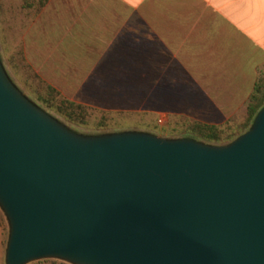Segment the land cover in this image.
Returning <instances> with one entry per match:
<instances>
[{
  "label": "water",
  "instance_id": "95a60500",
  "mask_svg": "<svg viewBox=\"0 0 264 264\" xmlns=\"http://www.w3.org/2000/svg\"><path fill=\"white\" fill-rule=\"evenodd\" d=\"M6 264H264V107L224 145L76 134L0 62Z\"/></svg>",
  "mask_w": 264,
  "mask_h": 264
},
{
  "label": "crops",
  "instance_id": "0c3cea01",
  "mask_svg": "<svg viewBox=\"0 0 264 264\" xmlns=\"http://www.w3.org/2000/svg\"><path fill=\"white\" fill-rule=\"evenodd\" d=\"M34 25L39 71L81 88L89 67L134 78L143 61V91L163 109L240 107L264 66V0H48ZM2 242L0 225L6 264Z\"/></svg>",
  "mask_w": 264,
  "mask_h": 264
},
{
  "label": "rangeland",
  "instance_id": "374dc122",
  "mask_svg": "<svg viewBox=\"0 0 264 264\" xmlns=\"http://www.w3.org/2000/svg\"><path fill=\"white\" fill-rule=\"evenodd\" d=\"M47 1L42 4V0H0V62L12 85L28 101L70 131L83 136L139 132L166 139L189 138L205 144L224 145L231 141L215 143L193 138L190 130L192 123L213 122L223 131V139L237 135L240 127L248 124V99L240 107L234 108H225L222 102L219 105H224L223 107L213 108H159L160 103L149 99L148 94L143 91V61L135 62L134 78L99 77L100 74L109 75L110 71L98 67L94 71L89 67L79 80L84 83L81 88L70 86L63 77L50 75L47 62H39L44 65L39 71L34 64H38V61L31 59L30 42L37 31L34 21L38 20ZM261 75H264V66L258 70L257 78ZM133 82L134 90L131 87ZM92 84L98 88H111L113 91L90 92L87 86ZM68 102L81 105L83 109L72 107ZM160 114L165 115L162 124L158 123ZM0 225L3 247L6 249L9 225L1 208ZM28 264L71 263L47 258Z\"/></svg>",
  "mask_w": 264,
  "mask_h": 264
},
{
  "label": "trees",
  "instance_id": "16d2710c",
  "mask_svg": "<svg viewBox=\"0 0 264 264\" xmlns=\"http://www.w3.org/2000/svg\"><path fill=\"white\" fill-rule=\"evenodd\" d=\"M47 0H42V4H44ZM68 104L72 107L83 109L81 105L73 104L68 102ZM264 107V75L259 76L254 84L253 91L248 98V102L246 105V114L248 124L240 127V133L237 135L228 136L226 139H223L222 134L223 131L218 128L216 125L205 124L200 122H193L191 126V132L193 138H201L205 139L209 142H222V141H232L235 137L240 136L250 129V126L253 124V121L257 115V113ZM242 130V131H241ZM53 259V258H52Z\"/></svg>",
  "mask_w": 264,
  "mask_h": 264
},
{
  "label": "built area",
  "instance_id": "2783aa9c",
  "mask_svg": "<svg viewBox=\"0 0 264 264\" xmlns=\"http://www.w3.org/2000/svg\"><path fill=\"white\" fill-rule=\"evenodd\" d=\"M165 119V115L164 114H160L159 118H158V123L162 124L164 122Z\"/></svg>",
  "mask_w": 264,
  "mask_h": 264
}]
</instances>
